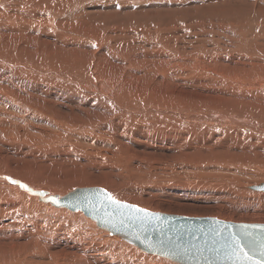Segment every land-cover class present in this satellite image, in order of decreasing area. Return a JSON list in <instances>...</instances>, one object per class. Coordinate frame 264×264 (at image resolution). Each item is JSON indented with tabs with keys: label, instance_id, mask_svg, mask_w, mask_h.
Masks as SVG:
<instances>
[{
	"label": "rangeland",
	"instance_id": "374dc122",
	"mask_svg": "<svg viewBox=\"0 0 264 264\" xmlns=\"http://www.w3.org/2000/svg\"><path fill=\"white\" fill-rule=\"evenodd\" d=\"M0 7L3 87L22 89L37 104L35 119L26 120L44 129L31 134L25 123L20 131L0 123V172L37 189L57 186L48 189L61 195L80 186L108 190L101 182H113L125 197L111 193L114 199L148 211L264 223V192L247 187V175L218 170V149L242 120L262 124L264 0H0ZM50 64L55 77H41L38 67ZM38 90L44 100H30ZM224 106L239 117L236 126L218 121L216 108ZM259 156L244 171L264 174ZM249 179L264 182V175ZM10 185L24 192L0 179V264H177L113 238L79 210L52 211Z\"/></svg>",
	"mask_w": 264,
	"mask_h": 264
},
{
	"label": "water",
	"instance_id": "95a60500",
	"mask_svg": "<svg viewBox=\"0 0 264 264\" xmlns=\"http://www.w3.org/2000/svg\"><path fill=\"white\" fill-rule=\"evenodd\" d=\"M251 189L264 192V182L252 185ZM23 191L55 208L79 210L111 236L177 264H242L244 253L251 259L243 264H264V255H261L264 223L230 222L215 217L148 210L149 215L145 216L131 207L136 205L122 201L112 203L105 195L110 193L96 186L75 188L64 195L29 186ZM235 242H239V248Z\"/></svg>",
	"mask_w": 264,
	"mask_h": 264
},
{
	"label": "bare ground",
	"instance_id": "6f19581e",
	"mask_svg": "<svg viewBox=\"0 0 264 264\" xmlns=\"http://www.w3.org/2000/svg\"><path fill=\"white\" fill-rule=\"evenodd\" d=\"M207 1V0H206ZM209 1V0H208ZM215 1V0H214ZM219 1H221V0H219ZM224 1V0H223ZM205 2V1H204ZM199 3H201V2H199ZM207 4H208V2H206ZM206 3H204V4H206ZM202 4V3H201ZM206 4V5H207ZM165 5V4H164ZM176 5V4H175ZM189 4H187V6H188ZM209 5H211V4H209ZM215 6V5H214ZM164 7V6H163ZM169 7V6H168ZM165 9V8H164ZM168 8H166V10H167ZM199 9H201V8H199ZM0 10H2V8L0 7ZM4 10H2L1 12H3ZM6 12V11H5ZM11 12V11H10ZM4 13V12H3ZM9 13V12H8ZM37 13H41V12H37ZM5 14V13H4ZM9 14H11V13H9ZM2 15V14H1ZM25 15V14H24ZM29 15V14H28ZM8 16V15H7ZM204 16V15H203ZM5 17V16H4ZM10 18H11V15L9 16ZM13 17V16H12ZM14 17H16V16H14ZM18 17V16H17ZM174 17V16H173ZM7 19H8V17H7ZM15 19V18H14ZM3 20V19H2ZM5 20V19H4ZM9 20V19H8ZM21 20L22 21H27V17L26 16H22L21 17ZM43 20L45 21L46 19L45 18H43ZM11 21V20H10ZM18 23V22H17ZM24 24V23H23ZM22 24V27L26 24H24L23 25ZM58 25V24H57ZM172 27V26H171ZM247 28V26L246 25H241V26H239L238 27V29H241V30H243V29H246ZM23 32V31H22ZM24 33H26V32H24ZM2 34V33H1ZM30 34V33H29ZM28 34V35H29ZM175 34V33H174ZM170 35V34H169ZM177 35V34H176ZM30 36V35H29ZM234 39V38H233ZM236 43V42H235ZM57 44H58V42H57ZM60 46H61V44H60ZM59 47V46H58ZM1 52V51H0ZM57 60V62H58V59H56ZM55 60V61H56ZM54 61V60H53ZM56 62V63H57ZM20 65H22L21 63H19ZM30 65V64H29ZM56 65V64H55ZM23 66V65H22ZM49 68H50V70H48V69H44V68H40V67H38L39 69H38V72H39V74H40V76L41 77H55V75L57 74L56 73V71H54L55 70V68L56 67H54V65H52V64H50L49 66H48ZM23 69V68H22ZM58 69H59V67H58ZM90 69V66H89V68H88V70ZM29 70V69H28ZM82 70V69H81ZM93 71V70H92ZM31 74V73H30ZM87 74H89V73H87ZM28 75V74H27ZM89 75H91V74H89ZM31 76H32V74H31ZM83 76V75H82ZM12 77H15V75L14 76H12ZM38 77V76H37ZM87 77V76H86ZM17 78V77H16ZM34 78H35V76H34ZM39 78V77H38ZM81 78V77H80ZM83 78V77H82ZM85 79V78H84ZM4 80H5V76L2 74V73H0V123L3 125H5V127L6 128H10V126H12V125H14V129H17V130H19V128H20V124H22V123H25L26 124V126L24 127L25 129L24 130H26V132H30L31 134L33 133H35V131H39V130H44L43 128H41V126H40V124H39V126H34V124H32L31 122H29V121H27L26 120V118L27 119H29V118H32V119H35V117H36V114H38L37 112V107H36V105L35 104H30V101H28V98H27V96H25V94H23L22 93V89H21V87H20V85L18 86V87H20V88H18L19 90L21 89V92L20 93H17L18 91H16V92H12V90H9L8 89V91H9V93H8V91H7V89H6V91H5V89H4ZM18 80H19V78H18ZM22 81V80H21ZM81 81H82V79H81ZM100 81V80H99ZM83 82H84V80H83ZM86 82H87V80H86ZM85 82V83H86ZM84 83V84H85ZM108 83V82H107ZM12 84V83H11ZM13 84H15V82L13 83ZM20 84V83H19ZM81 84V83H80ZM88 84V83H87ZM16 85L17 84H15V87H16ZM31 85V84H30ZM91 85V84H90ZM4 86V87H3ZM26 86V85H25ZM33 87L35 86V85H32ZM32 86H30L31 88H32ZM81 86H83V85H81ZM88 86V85H87ZM94 86H96V85H94ZM23 87V86H22ZM85 87V86H84ZM12 88H14L13 86H12ZM26 88V87H25ZM54 88H56V87H54ZM58 88V87H57ZM60 88V87H59ZM86 88V87H85ZM102 88V87H101ZM105 88H107V87H105ZM23 89H24V87H23ZM41 89H43V88H41ZM40 89V90H41ZM109 89V88H108ZM107 89V90H108ZM14 90H17V89H14ZM32 90H34L33 88L31 89V90H29L31 93H32ZM37 90V89H36ZM40 90H38V91H40ZM60 90V89H59ZM89 90V89H88ZM92 90V89H91ZM38 91H35V93H33V94H29L28 96H29V99L31 100V99H35V98H43L42 96H40V95H43L44 94V92H42V91H40V92H38ZM90 91V90H89ZM24 92H26V91H24ZM93 92V91H92ZM96 92V91H95ZM79 93V92H78ZM90 93V92H89ZM101 93V92H100ZM27 94H28V92H27ZM85 94H87V92L85 93ZM51 95H52V93H51ZM83 95H84V93H83ZM88 95V94H87ZM86 95V96H87ZM53 96V95H52ZM85 96V95H84ZM106 96H107V94H106ZM98 98V97H97ZM125 98V97H124ZM39 99V100H40ZM41 100H44V99H41ZM40 100V101H41ZM129 101V100H128ZM141 101V100H140ZM138 102V101H137ZM220 102H222V101H220ZM95 103V102H94ZM132 103V102H131ZM141 103V102H140ZM88 104V103H87ZM120 104V103H119ZM144 104V103H143ZM224 103H222V105H223ZM117 105V104H116ZM132 105V104H131ZM138 105V104H137ZM101 106V105H100ZM118 107V106H117ZM127 107V106H126ZM225 107V106H224ZM72 107H70V109H71ZM132 108V107H131ZM136 108V107H135ZM163 108V107H162ZM44 109H45V107H44ZM73 109V108H72ZM91 109H92V107H91ZM100 109V108H99ZM98 109V110H99ZM123 109V108H122ZM172 109H174V108H172ZM211 109V108H210ZM209 109V110H210ZM213 109V108H212ZM217 110H218V112H220V113H218L219 115H218V121H219V119H220V117L226 122V121H228L229 122V124L231 123V124H233V127L234 126H236L235 124H238L237 122H239V117H235V115H233L232 113H233V111L234 110H232V109H230V107H225V109L222 107H220V109H218V108H216ZM259 109V108H258ZM258 109H255V110H253V109H247L246 111H248V112H256V110H258ZM48 110V109H47ZM110 110V109H109ZM127 110V109H126ZM129 110H130V108H129ZM202 110V109H201ZM206 110V109H205ZM41 111V110H40ZM49 111V110H48ZM70 111V110H69ZM72 111V110H71ZM87 111V110H86ZM163 111V110H162ZM208 110H206V112H207ZM212 111H215V110H212ZM262 111V110H261ZM98 112V111H97ZM120 112V111H119ZM145 112V111H144ZM174 112H176V111H174ZM82 113V112H81ZM199 113V112H198ZM215 113V112H214ZM226 113H230V114H232V116H229V117H225L224 115L226 114ZM53 114V113H52ZM58 114V113H57ZM101 114V113H100ZM149 114V113H148ZM164 114V113H163ZM169 114V113H168ZM212 114V113H211ZM224 114V115H223ZM248 114V113H247ZM258 114H260L261 116H262V124H260L261 125V127L260 126H258V125H255L254 123H251V122H249L248 120H242V124L241 125H238V128L237 129H235V132H234V134H232L231 136H230V139L227 141V142H224V144H223V146L225 147H220L219 149H218V151H220L221 152V155H218V170L220 171V172H222L223 174H225V175H234V174H239V177L240 176H242L243 174L245 175V177H247L248 179L245 181V183H246V186L247 187H250L251 188V186L252 185H259L260 183H262V182H258V183H251L252 181H250V175L251 176H260V175H264L263 173L262 174H259V171H256L255 170V172L254 171H252V170H250L249 168H248V171L247 170H245V171H247V172H245L244 171V167L242 168V165L243 164H245V163H248V161H249V159L251 160V156H252V158H254L253 157V155H258V158L260 157L259 155H261V156H264V114H261V113H258ZM25 115L27 116V117H25ZM41 114H39V116H40ZM44 115V114H43ZM102 115V114H101ZM176 115V114H175ZM199 115V114H198ZM246 115V114H245ZM48 116V115H47ZM53 116V115H52ZM100 116V115H99ZM166 116H167V114H166ZM169 116V115H168ZM177 116V115H176ZM29 117V118H28ZM134 117V116H133ZM217 117V116H216ZM42 118H44V116H42ZM102 118V117H101ZM169 118V117H168ZM196 118V117H195ZM247 118V117H246ZM135 119H136V117H135ZM174 119V118H173ZM178 119H180V118H178ZM197 119H200V117L198 116V118ZM202 119V118H201ZM204 119V118H203ZM230 119H233V121H230ZM62 120V119H61ZM105 120V119H104ZM116 120V119H115ZM149 120V119H148ZM168 121H169V119H167ZM30 121H32L31 119H30ZM47 121V119H44V122H46ZM64 121V120H63ZM95 121V120H94ZM114 121V120H113ZM137 121V120H136ZM142 121V120H141ZM33 122H35V121H33ZM43 122V121H42ZM48 122V121H47ZM57 122V121H56ZM139 122V121H138ZM219 122H221V121H219ZM37 123V122H36ZM49 123H51L50 121H49ZM90 123V122H89ZM88 123V124H89ZM93 123V122H92ZM146 123H148L147 121H146ZM193 123V122H192ZM227 123V122H226ZM260 123V122H259ZM24 124V125H25ZM170 124V123H169ZM230 124V125H231ZM42 125V124H41ZM45 124L43 123V125L42 126H44ZM119 125V124H118ZM121 125V124H120ZM128 125H129V123H128ZM151 125V124H150ZM160 125V124H159ZM163 125V124H162ZM165 125V124H164ZM22 126V125H21ZM65 126V125H64ZM88 127H89V125H87ZM173 126V125H172ZM226 126H228V125H226ZM1 127V126H0ZM87 127V128H88ZM170 127V126H169ZM195 127V126H194ZM198 127V126H197ZM228 127H230V126H228ZM2 128V127H1ZM44 128H46V127H44ZM22 129H23V127H22ZM119 129V128H118ZM6 130V129H5ZM23 130V131H24ZM47 130V129H46ZM94 130V129H93ZM230 130V129H229ZM242 130H245V131H247V133H245L244 131H243V133H242V135L241 136H243V137H238L239 135H240V133H241V131ZM20 131V130H19ZM34 131V132H33ZM89 131H90V129H89ZM107 131V130H106ZM223 132H224V129L222 130ZM9 132V131H8ZM26 132H24L25 134H26ZM114 132V131H113ZM115 132H117V131H115ZM120 132V131H119ZM119 132H117V133H119ZM122 132V131H121ZM126 132V131H125ZM172 132V131H171ZM19 133V132H18ZM21 133V132H20ZM29 133V134H30ZM37 133V132H36ZM93 133H94V131H93ZM237 133H238V135H237ZM23 134V133H22ZM24 134V136H26ZM28 134V135H29ZM30 134V135H31ZM65 134V133H64ZM108 135V134H107ZM130 135V134H129ZM128 135V136H129ZM220 135V134H219ZM112 136H113V134H112ZM192 136V135H191ZM99 137H101V136H99ZM193 137V136H192ZM111 138V137H110ZM234 138L236 139V140H234ZM100 139H102V138H100ZM114 139V138H113ZM82 141V140H81ZM104 141V140H103ZM125 141V140H124ZM108 143V142H107ZM111 143V142H110ZM126 143V142H125ZM91 144H93V141H92V143ZM118 144V143H117ZM116 144V145H117ZM122 144V143H121ZM124 144V143H123ZM122 144V145H123ZM226 144H227V146H226ZM229 146V147H228ZM103 147V146H102ZM105 147V146H104ZM103 147V148H104ZM226 147L230 150H240V151H238V152H241L240 154H237V155H234V154H232L233 152V150L230 152L229 150H227L226 152H225V149H226ZM98 148V147H97ZM113 148V147H112ZM249 149H251V150H253V151H250ZM99 150V149H98ZM108 150V149H107ZM100 151V150H99ZM263 152V153H262ZM100 153V152H99ZM103 155V154H102ZM101 155V156H102ZM107 156H109V155H107ZM111 157V156H110ZM255 159V158H254ZM253 159V160H254ZM260 159H262V158H260ZM260 159H258V160H260ZM263 160V162H264V159H262ZM256 161H254V163H255ZM258 162H260V161H258ZM210 163H214V160H212ZM257 163V162H256ZM261 163V162H260ZM259 163V164H260ZM251 164H253V163H251ZM258 164V163H257ZM136 165H138V164H136ZM254 165V164H253ZM263 164H261V166H262ZM138 166H141V165H138ZM246 166V165H245ZM263 167V166H262ZM136 168V167H135ZM209 168H213V164H211L210 165V167ZM246 168V167H245ZM260 168V167H259ZM3 170H4V168H2ZM2 169H0L1 171H2ZM13 169V168H12ZM38 169V168H37ZM137 169V168H136ZM138 169H139V167H138ZM261 170H263L264 171V167H263V169L262 168H260ZM7 170V169H6ZM9 170V169H8ZM11 170V169H10ZM17 170V169H16ZM34 170H36V169H34ZM12 171H15V170H12ZM17 172V171H16ZM21 172H23V171H21ZM25 172V171H24ZM36 172H38V170H36ZM7 173H8V171H7ZM13 173V172H12ZM20 173V172H19ZM23 174H25V173H23ZM257 174H259V175H257ZM12 175V174H11ZM11 175L9 176V175H6L5 173H3V172H0V179L1 180H12L13 182H15V183H18L19 184V187H20V189L21 190H23V188L26 186V185H28V183L26 184V183H24V182H22V181H20V179H18L17 177H15L14 176V174H13V176H14V178H11ZM16 175V174H15ZM18 175V174H17ZM26 175H27V173H26ZM114 175V174H113ZM247 175V176H246ZM22 176V175H21ZM20 176V177H21ZM116 176V175H115ZM19 177V176H18ZM19 177V178H20ZM23 177V176H22ZM26 177H28V176H26ZM239 177H237V178H239ZM29 178V177H28ZM31 178V177H30ZM233 179H235L234 177H232ZM23 179V178H22ZM25 179V178H24ZM120 180V179H119ZM30 181V180H29ZM20 182H22V183H20ZM25 182H27V181H25ZM39 182V181H38ZM61 182V181H60ZM86 182V181H85ZM85 182H84V184H85ZM99 182H101V181H99ZM24 183V184H23ZM32 183V182H31ZM58 183V182H57ZM64 183V182H63ZM62 183V184H63ZM26 184V185H25ZM42 184V183H41ZM45 184V183H44ZM60 184V183H59ZM59 184H58V187H59ZM62 184H60V186L62 185ZM73 184V183H72ZM101 184H103L106 188H108V192L110 193V195H111V193L112 194H114L115 196H117L118 198H122L123 200L125 199V197L123 196V194L122 193H120L118 190H116V187H115V185H114V183L113 182H101ZM87 185V184H86ZM99 185H100V183H99ZM13 189H14V191H16V193L17 194H21V195H23V196H26V197H28L29 196V194H28V196L26 195V194H24L25 192H22V191H19V188H18V186H14V185H10ZM29 186V185H28ZM43 186H47V188L46 189H42V190H47V191H49V190H51V189H48V188H56L57 186H51L50 187V185L49 184H46V185H43ZM63 186V185H62ZM62 186H61V188H62ZM75 186V185H74ZM77 186H79V185H77ZM84 186V185H83ZM29 187H31V186H29ZM65 187H66V185H65ZM68 187V186H67ZM67 187H66V189H67ZM81 187V186H80ZM85 187V186H84ZM88 187H92V186H88ZM45 188V187H44ZM74 188V187H73ZM77 188H79V187H77ZM37 189V188H36ZM105 189V188H104ZM119 189H121V188H119ZM126 189V188H125ZM63 190V189H62ZM73 190V189H72ZM106 190V189H105ZM54 191V190H53ZM64 191H66L65 189H64ZM68 191V190H67ZM71 191V190H70ZM4 192V191H3ZM50 192V191H49ZM60 192H61V190H60ZM69 192V191H68ZM67 193V192H66ZM66 193H64V194H66ZM54 194H59V193H54ZM63 194V195H64ZM59 195H61V194H59ZM112 196V195H111ZM37 198V197H36ZM32 199H34V200H36L34 197H30V201L32 200ZM38 199V198H37ZM29 200H28V202H29ZM39 200V199H38ZM116 200V199H115ZM40 201V200H39ZM120 201V200H119ZM27 202V203H28ZM40 203H41V201H40ZM44 203V205H45V202H43ZM42 204V203H41ZM48 205V204H47ZM32 206V205H31ZM27 207V206H26ZM33 207V206H32ZM45 207V206H44ZM46 207H48V206H46ZM138 207V206H137ZM34 208V207H33ZM32 208V209H33ZM50 207H48V209H49ZM61 208V207H60ZM152 210L153 209H157V210H159V209H166V208H162V207H150ZM32 209H30L31 211L30 212H32ZM39 209V208H38ZM45 209H47V208H45ZM44 208H43V210H45ZM47 209V210H48ZM35 210V209H34ZM33 210V211H34ZM58 210H63L64 212H65V210L64 209H58L57 208V210H52V211H58ZM169 210V209H168ZM36 211V210H35ZM41 211V210H40ZM49 211V210H48ZM70 211V210H69ZM172 211H174V210H172ZM77 212V211H76ZM165 212V211H164ZM167 212V211H166ZM175 212H177V211H175ZM179 213H182V214H187V215H197V214H199L198 212L199 211H192V210H183V211H178ZM206 212V211H205ZM34 213V212H33ZM36 213H37V211H36ZM35 213V214H36ZM40 213V212H39ZM46 213H48V212H46ZM60 213V212H59ZM74 213V212H73ZM79 213V212H78ZM77 213V214H78ZM212 213V212H211ZM40 214H45V213H40ZM81 214V213H80ZM204 214H206V213H204ZM216 215H218L220 218H224V219H229V221L230 222H233L232 220H242L241 218H237V217H233V216H230V215H227V213H217L216 212ZM38 216V215H37ZM49 216V215H48ZM69 216L71 217V218H73V219H77L78 218V215H74V214H69ZM217 216V217H218ZM83 216H81L80 218H82ZM234 218V219H233ZM79 219V218H78ZM90 220V219H89ZM84 221V220H83ZM226 221V220H225ZM86 223H87V221H86ZM94 223V222H93ZM239 223H241V222H239ZM97 227V226H96ZM105 231V230H104ZM107 234V233H106ZM110 235V234H109ZM114 238V237H113ZM3 242V241H2ZM6 242V241H5ZM46 244V243H45ZM45 244H43V245H45ZM18 245H23V244H21V243H19ZM17 245V246H18ZM46 246H44V248H45ZM28 248V247H27ZM49 248H51V247H49ZM75 248V247H74ZM32 249V248H31ZM27 251H28V249H27ZM50 251V250H49ZM26 252V251H25ZM32 252V251H31ZM49 254H52V253H54V252H52V251H50V252H48ZM6 254H8V253H6ZM25 254V253H24ZM26 254H27V252H26ZM10 255V254H9ZM14 255H12V257H13ZM18 256V255H17ZM28 256H29V253H28ZM9 257V256H8ZM7 257V258H8ZM11 257V258H12ZM26 257H27V255H26ZM44 258H46L45 256H43ZM38 258V257H37ZM149 258H150V256H149ZM10 259V258H9ZM8 259V260H9ZM13 259V258H12ZM23 260V259H22ZM26 260V258L23 260V261H25ZM34 260V259H33ZM35 260H38L37 262H40V260L39 259H35ZM14 261V260H13ZM17 261V260H16ZM22 261V262H23ZM15 262V261H14ZM42 262V261H41ZM24 263V262H23ZM26 263V262H25ZM28 264V263H27Z\"/></svg>",
	"mask_w": 264,
	"mask_h": 264
},
{
	"label": "snow or ice",
	"instance_id": "6c2138e0",
	"mask_svg": "<svg viewBox=\"0 0 264 264\" xmlns=\"http://www.w3.org/2000/svg\"><path fill=\"white\" fill-rule=\"evenodd\" d=\"M105 195L107 196V199H108L109 201H111L112 203H117V204L119 203V201L114 200L113 197H112L111 195H108V194H106V193H105ZM131 207H132V208H135L137 212H143L145 216H148V215H149V213H147L146 210L138 209V208H136V206H131ZM235 244H236V247H237V248L240 247L239 242H235ZM240 251L243 252V249H240ZM261 255H264V251H262ZM237 258H238V259H241V257H240L239 255L237 256ZM249 259H251V257H250L247 253H244V255H243V257H242V264H243V262H246V261L249 260Z\"/></svg>",
	"mask_w": 264,
	"mask_h": 264
}]
</instances>
